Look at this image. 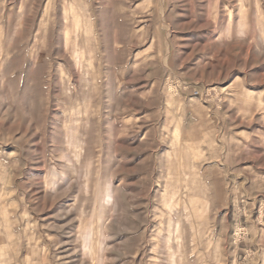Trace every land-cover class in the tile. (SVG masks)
<instances>
[{
  "label": "rangeland",
  "instance_id": "1",
  "mask_svg": "<svg viewBox=\"0 0 264 264\" xmlns=\"http://www.w3.org/2000/svg\"><path fill=\"white\" fill-rule=\"evenodd\" d=\"M0 264H264V0H0Z\"/></svg>",
  "mask_w": 264,
  "mask_h": 264
},
{
  "label": "crops",
  "instance_id": "2",
  "mask_svg": "<svg viewBox=\"0 0 264 264\" xmlns=\"http://www.w3.org/2000/svg\"><path fill=\"white\" fill-rule=\"evenodd\" d=\"M209 124L210 121L207 120L206 116L204 120L201 121L200 118L198 119L193 113L186 114L183 118V126L180 135L185 139L190 138L193 132L192 127L199 129L198 132L201 134L203 130H206L209 127ZM203 151L204 157L209 156L206 147ZM227 151L229 152V150ZM217 153L219 159H224L227 152L225 153L222 147ZM229 174L230 173L221 171L216 179L217 182L213 183V177L205 173L203 181H205L206 185V194L199 196L193 194L184 200L185 207L191 218V225H195L196 228H202L206 225L208 230L216 228V223L211 221V215L214 212L224 213L222 215L223 217H220L217 227L223 225L224 220L227 218L226 215L232 201L231 199L234 195V190L227 189L225 186V182L229 179ZM165 207H167V204Z\"/></svg>",
  "mask_w": 264,
  "mask_h": 264
}]
</instances>
